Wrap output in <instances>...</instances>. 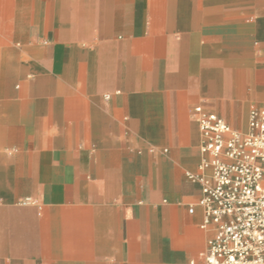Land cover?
I'll return each instance as SVG.
<instances>
[{
    "label": "crops",
    "instance_id": "0c3cea01",
    "mask_svg": "<svg viewBox=\"0 0 264 264\" xmlns=\"http://www.w3.org/2000/svg\"><path fill=\"white\" fill-rule=\"evenodd\" d=\"M198 105H264V0H0V264H201Z\"/></svg>",
    "mask_w": 264,
    "mask_h": 264
},
{
    "label": "built area",
    "instance_id": "2783aa9c",
    "mask_svg": "<svg viewBox=\"0 0 264 264\" xmlns=\"http://www.w3.org/2000/svg\"><path fill=\"white\" fill-rule=\"evenodd\" d=\"M202 135L199 174L201 228H210L201 264H264V105H251L246 129L194 108ZM189 264H195L190 262Z\"/></svg>",
    "mask_w": 264,
    "mask_h": 264
}]
</instances>
